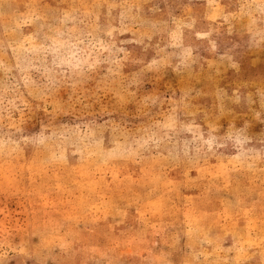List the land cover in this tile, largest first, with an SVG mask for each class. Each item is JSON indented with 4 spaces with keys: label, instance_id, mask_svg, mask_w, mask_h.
I'll use <instances>...</instances> for the list:
<instances>
[{
    "label": "rangeland",
    "instance_id": "374dc122",
    "mask_svg": "<svg viewBox=\"0 0 264 264\" xmlns=\"http://www.w3.org/2000/svg\"><path fill=\"white\" fill-rule=\"evenodd\" d=\"M0 264H264V0H0Z\"/></svg>",
    "mask_w": 264,
    "mask_h": 264
}]
</instances>
